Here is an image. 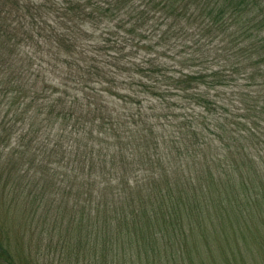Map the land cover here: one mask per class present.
Listing matches in <instances>:
<instances>
[{
  "label": "trees",
  "instance_id": "trees-1",
  "mask_svg": "<svg viewBox=\"0 0 264 264\" xmlns=\"http://www.w3.org/2000/svg\"><path fill=\"white\" fill-rule=\"evenodd\" d=\"M0 209V264H264V0H0Z\"/></svg>",
  "mask_w": 264,
  "mask_h": 264
},
{
  "label": "rangeland",
  "instance_id": "rangeland-1",
  "mask_svg": "<svg viewBox=\"0 0 264 264\" xmlns=\"http://www.w3.org/2000/svg\"><path fill=\"white\" fill-rule=\"evenodd\" d=\"M240 84H241V86H244L243 85L244 84V80L243 79L240 80ZM231 92H232V90L229 89L228 90L229 95L232 94ZM15 144H16V138H13V137L10 136V145L7 148V152L8 151H12L13 149H15V147H14ZM2 209L5 211L4 208H2ZM2 209H0V216L3 215ZM21 209H22L21 207H17L16 211L14 212L12 217L9 219L10 224L16 219L17 222H18V228H16L15 230L18 231V233H19V231L22 232V231L26 230L25 231V240H30V242H29L30 244H34V246H36V245L41 244L42 242H46L47 238L45 237V232H46L45 229L47 228V224H45V225L43 224V223H46V222L42 221L41 218L39 219L37 217V218H35V220H33L32 224H30V221L28 220L27 221L28 222L27 228H25V226H24V229H22V227L20 226V221H22V222H24V221H23V216L22 215L20 216ZM41 231H43V233ZM12 233H15V232L12 231ZM20 234H22V233H20ZM26 249L29 251L28 248H26ZM27 250H26V252H27ZM44 256L45 257H41V261L44 264H48V254H46Z\"/></svg>",
  "mask_w": 264,
  "mask_h": 264
}]
</instances>
